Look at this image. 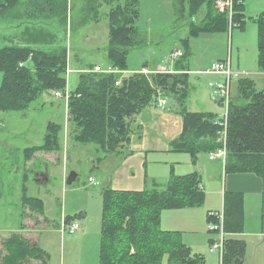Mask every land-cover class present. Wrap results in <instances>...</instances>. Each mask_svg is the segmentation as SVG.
<instances>
[{
	"label": "trees",
	"instance_id": "16d2710c",
	"mask_svg": "<svg viewBox=\"0 0 264 264\" xmlns=\"http://www.w3.org/2000/svg\"><path fill=\"white\" fill-rule=\"evenodd\" d=\"M181 1L176 0V5L181 6ZM213 1L188 0L187 15L195 16L202 6L207 9L199 25L193 21L189 25L191 36L243 28L244 0L234 6L232 23L237 26L232 29L226 16L215 12ZM17 3L18 0H0V16L9 4L13 7ZM138 3V0H84L78 10L80 16L72 24L67 16L66 0H41V3L29 0L26 12H30V17L52 16L60 26L69 23V29L76 30L98 20L99 7L107 5L109 37L105 52L108 64L125 71L128 50L142 42L134 26ZM256 22L257 63L259 71L264 72V14L257 17ZM54 39L50 33L26 29L20 35L19 44L0 48V112H24L42 94L64 91L66 51L47 53L32 48L49 46ZM184 45L187 48V42ZM180 66L177 65L178 72L174 73H130L121 77L119 86H114V81L118 80L114 75L82 73L66 103L73 141L84 146L93 145L100 156L99 161L102 156L119 153L130 141L131 126L140 112L154 107L159 97L171 96L178 103L182 117V132L170 143L171 150L188 154L193 163L198 154L216 151L219 147L215 141L216 117L211 113L186 110L188 74L186 68L183 66L182 70ZM237 83V94L227 107L223 170L225 173L261 176L264 174V89H256L248 79L240 78ZM235 100L243 103L236 104ZM61 129L59 124L47 123L42 145L22 151L24 174L19 219L23 220L22 230L31 234L12 233L8 238L0 239V264H49L48 254L37 246V238L33 235L50 226L55 228V225L43 216L42 200L27 196L26 182L31 167L26 166L33 165L38 159L59 162ZM100 197L98 264H162L164 260L165 264H204L201 255L193 254L182 243L178 232L160 228L163 210L202 205L204 194L198 174L172 175L165 186L154 184L140 191L113 190L107 186L101 188ZM223 209L224 232H238L239 219L235 214L238 212L233 199L224 198ZM68 222L70 218H66L63 225ZM34 229L36 231H32ZM244 252L243 241L225 237L221 264H242Z\"/></svg>",
	"mask_w": 264,
	"mask_h": 264
},
{
	"label": "rangeland",
	"instance_id": "374dc122",
	"mask_svg": "<svg viewBox=\"0 0 264 264\" xmlns=\"http://www.w3.org/2000/svg\"><path fill=\"white\" fill-rule=\"evenodd\" d=\"M28 1L18 0L13 7L9 4V8L0 16V48L19 44L20 35L26 29L54 35L55 39L48 43L49 46L32 48L47 53L66 51V72L67 69L69 71L65 78L69 89L74 87L82 73H91L95 64L107 66L105 52L109 37L107 5L101 4L99 7L98 20L76 30H70L69 23L65 27L60 26L58 20L52 16L44 17L38 14L30 17V12H26ZM66 1L67 16L72 24L79 18L78 10L84 0ZM138 1V18L134 26L139 31L142 42L128 50L126 70L120 77L137 73L142 68L154 70L157 66H166L169 70L175 71L177 65H181V68L184 66L188 74L186 109L199 112L203 109L202 106H206L211 109L207 111L217 116L223 115L225 106L216 103L207 87L209 82L219 79L214 74H211L212 76L204 74L212 64L229 59L233 71L244 73L241 80H250L256 89L264 88V77L258 75L256 22L257 17L264 14V0L243 1L245 19L243 28L199 36H191L188 27L192 21L196 25L200 24L207 10L206 6L199 8L198 13L192 17L187 15L188 0H182L180 7L176 5V0ZM177 7L180 13L177 12ZM176 50H179L183 57L168 61L167 58ZM1 79L0 73V84ZM237 88V81H232L231 98L236 96ZM52 92L42 94L24 112L0 113V230H3V235H7L4 230L16 228L19 220L23 222L16 218V213L19 215L20 211L18 202L20 174L18 177L14 176L11 169L20 164L24 148L41 143L47 121L54 124L62 123L60 113L63 115V111L61 108V112L57 105L63 103V100L55 99ZM161 98L165 101L166 109L178 107L173 97ZM60 106L63 107V104ZM206 107L204 109H207ZM60 132L62 133L59 162L52 164L44 159H38L34 171L44 173L47 167L48 178L38 185L34 182L33 176H30L26 183L27 195L42 200L43 216L50 224L55 225V228L50 226L48 230H40L33 236L37 238V246L48 254L49 264H98L102 204L100 190L103 185L92 186L88 183V178L91 177L103 184L110 173L115 172L117 176L113 178L111 187H118L115 185H125L128 180L137 179L140 171L141 179L144 178L146 184L152 180L163 182L171 175L174 165L167 166V161L159 158L150 159L159 157V154L154 156L148 153L149 160L142 164V168L131 159H126L124 163L116 164V167L108 168L109 171L100 174L94 167L95 163L99 162L97 158L100 157L91 151L94 147L74 143L73 135L67 136L68 146L63 145L64 131ZM188 160L189 157L185 154H174V159L170 161H177L178 165L174 168L176 172L181 170L183 172L180 173H185ZM70 173H74L76 178L71 185H66ZM106 174L107 177L104 176ZM212 201L214 202V198ZM66 218H70V222L63 228ZM70 224L77 225L79 230L69 233L67 228ZM205 226L207 229V221ZM59 229L64 231L62 235ZM213 234L216 236H213L215 240L217 235ZM195 242H202V239H195ZM209 244L206 241L204 252L199 253L201 250L198 249L192 252L202 255L205 264H219L217 253H209ZM162 264H165V260Z\"/></svg>",
	"mask_w": 264,
	"mask_h": 264
},
{
	"label": "crops",
	"instance_id": "0c3cea01",
	"mask_svg": "<svg viewBox=\"0 0 264 264\" xmlns=\"http://www.w3.org/2000/svg\"><path fill=\"white\" fill-rule=\"evenodd\" d=\"M177 6L180 7L179 5ZM178 7H177V12L180 13V9H178ZM160 68H161L160 66H157L154 70H148L142 68L138 72L144 70L148 72V74H151V73H156V71L158 72ZM167 70L170 71L171 73L177 72V70L175 71H171L169 69ZM67 71L69 70L67 69ZM234 72L242 73L239 71H234ZM204 74L210 75V74H206L205 72ZM258 75L264 77V72L259 71ZM214 76L219 77L218 81L215 82L222 81L221 76L219 75H214ZM77 83H78V78L73 88L69 89V87H67L68 91L70 92L74 91ZM235 102L236 104L243 103L242 101H237V100H235ZM216 103L222 106L217 101ZM61 104H63V107L60 106ZM61 104L57 105L60 111L61 108L63 111V115L62 113H60L62 123L61 124L59 123V125L60 126L62 125L61 131H64L63 145L68 146L67 136L71 137L72 127L67 121V108L64 100L63 103ZM165 106L163 108H159L157 107V105H155L154 107L147 108L141 111L131 126L132 134L126 148L119 153L102 156L100 158V161L98 163H95L94 167L98 172H100V174H102L104 171H109L107 170L108 168L112 169L117 166L116 164L124 163L126 159H131L132 161L136 162L139 165V167L141 166L142 168V164L146 161L148 162L149 159L147 155L148 153H150L151 155L154 156L159 154V157H151L150 159L159 158L167 161L166 163L167 166L174 165V167L172 168L171 175L167 179L165 178L163 182L152 180L150 183L146 184L144 178L143 180L141 179V172L139 171L138 172L139 175L137 176V179L128 180L125 185L118 184L115 185L118 187H111L113 178L117 176L115 172H111L109 176L108 174L104 175L105 177L107 176L108 177L103 184H101L97 180H93L94 182L90 185L95 187L98 186L101 187V185H103L102 188H104V186L105 187L109 186L113 190L140 191L143 189H149L154 184L163 187L165 186L168 179L172 175L182 176L190 173H196L200 178L201 187L203 189V194H204V201L202 205L193 208L163 210L160 215V228L164 231L178 232L182 243L185 246H187L191 250V252L194 249L201 250L199 253L204 252L205 249L203 247L206 245V241L207 243H210L211 240H213L214 237H216L213 233L208 232V230L206 229L205 225L207 221V214L209 212H217L218 210H220V212L223 213L224 198L229 197L233 199V202L237 208L236 211L238 213L235 214L236 217L239 219L240 229L236 233L226 234V238H235L244 242L245 252H244L242 264H264V174L258 176L252 173H245V174L225 173L223 170V163L220 162L219 160H210L209 153L198 154L195 163H193L191 157L188 154L172 151L170 143L176 138H178L182 132V117L180 116L179 113L180 107H177L175 109L172 108L166 109ZM205 107L202 106L203 109H200L199 112L211 113V114L213 113L211 111H207V110H211L207 107H206L207 109H204ZM9 113L12 112H8L6 114ZM215 117L217 118L219 116L215 115ZM48 122H52V121H47V123ZM47 123L45 125V133H46ZM61 133L62 132H60L58 135V141L60 147H61V143H60ZM43 138L39 145H35V146L32 145L26 148L42 145ZM91 151H94L95 155H99L98 153H96L95 147L93 148V150L91 149ZM174 154H185L189 157L188 162H186L187 169L185 173H180L183 172L181 170L179 172L175 171L174 168L177 167L178 163L177 161H170L172 158L174 159ZM50 162L52 164H55V162L51 159ZM183 162H185V160H183ZM35 163L36 162H34L33 165L26 166V167H31L28 169L29 170L28 179L30 176H33L34 182L39 185L41 182H45L46 177L48 178V174L46 173L47 167L45 168L44 173H40L39 171L38 172L34 171L33 168L35 166ZM143 166H145V164ZM23 167H24V163L21 153L20 164H18V166L16 165L15 168L11 169L12 174L14 176L18 177V175L20 174V179H19L20 197L18 198L19 205L22 196L21 185H22V176L24 174ZM28 197L33 198L31 196ZM213 198H214V202L212 201ZM16 218H19V215L17 213H16ZM17 224H18L17 227L14 229L8 228L7 230H4L5 232H7V235H3L2 233L3 230H0L1 232L0 239L8 238L12 233H31L28 232L27 230H22V223L20 222V220L18 221ZM59 231L61 235L64 233V231L61 229H59ZM195 239H202V242L196 243ZM199 253H193V254L200 255ZM204 264H205V259H204Z\"/></svg>",
	"mask_w": 264,
	"mask_h": 264
},
{
	"label": "built area",
	"instance_id": "2783aa9c",
	"mask_svg": "<svg viewBox=\"0 0 264 264\" xmlns=\"http://www.w3.org/2000/svg\"><path fill=\"white\" fill-rule=\"evenodd\" d=\"M242 3L241 0H214L213 1V7L219 14H224L228 20L229 28L232 29V27L237 26L236 24L232 23V17L234 15V6L235 4ZM182 53L179 50L174 51L167 60H176L181 58ZM166 67H161L158 72L156 73H171L167 70ZM92 72L95 74H100L103 76L106 75H114L118 77V80L114 81V86H119L121 82L120 75L123 74V71H120L110 65H107L105 67L100 65H95L92 69ZM68 71L66 72V74ZM144 75H148V72L141 71L138 72ZM206 74H214L219 75L223 78L221 82H209L207 84V87L210 91V96L219 102L222 106H225V112L222 116H219L215 119V125H216V144L219 146L216 151L209 154L210 160H219L220 162L224 163L226 158V119H227V107L230 104L231 100V94H230V83L232 81L238 80L241 78L244 73H238L234 72L231 69L230 61L229 59L226 61H221L214 63L210 66L209 70L205 72ZM67 85L63 92H55L53 94V97L55 99H63L65 103H67L70 95H69ZM157 107L163 108L165 106V101L159 97L156 102ZM94 181L92 178H88V183L92 184ZM207 230L210 233H215L217 235V238L215 240H212L209 244V252L210 253H217L219 258V264H221V259L223 255V248H224V240L226 237V233L223 230V213L222 212H209L207 214ZM68 232L73 233L79 229L77 225L70 224ZM66 226L64 225L63 228Z\"/></svg>",
	"mask_w": 264,
	"mask_h": 264
},
{
	"label": "water",
	"instance_id": "95a60500",
	"mask_svg": "<svg viewBox=\"0 0 264 264\" xmlns=\"http://www.w3.org/2000/svg\"><path fill=\"white\" fill-rule=\"evenodd\" d=\"M76 178V175L74 173H70L69 176L66 179V185H71Z\"/></svg>",
	"mask_w": 264,
	"mask_h": 264
}]
</instances>
